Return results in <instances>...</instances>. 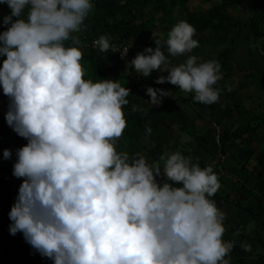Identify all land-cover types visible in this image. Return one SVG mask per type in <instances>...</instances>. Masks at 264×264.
Here are the masks:
<instances>
[{
  "label": "clouds",
  "instance_id": "clouds-1",
  "mask_svg": "<svg viewBox=\"0 0 264 264\" xmlns=\"http://www.w3.org/2000/svg\"><path fill=\"white\" fill-rule=\"evenodd\" d=\"M0 4L10 8L0 31V87L9 98L5 119L27 140L13 165L22 183L9 212L10 233H22L53 264H230L226 257L235 241L222 239L226 214L210 199L221 186L211 165L201 168L176 151L159 157L161 168L139 153L117 152L130 90L116 80L83 79L82 51L65 46L80 43L74 34L87 30L92 0ZM195 31L185 21L174 25L165 41L168 56L152 33L155 48L146 47L130 63L144 77L166 71L157 84L169 82L210 105L221 91L214 87L222 79L218 61L188 55L173 66L169 59L199 46ZM110 40L100 36L94 46L121 50ZM130 46L122 48V58ZM146 92L150 106L173 93L152 87ZM132 110L146 111L136 105ZM145 131L152 129L146 125ZM11 155L3 151L5 159ZM241 247L251 251L246 242Z\"/></svg>",
  "mask_w": 264,
  "mask_h": 264
},
{
  "label": "trees",
  "instance_id": "trees-1",
  "mask_svg": "<svg viewBox=\"0 0 264 264\" xmlns=\"http://www.w3.org/2000/svg\"><path fill=\"white\" fill-rule=\"evenodd\" d=\"M188 1L92 0L94 9L85 20L87 30L74 34L79 37L80 43L73 45L69 40L65 42V46H76L82 51L80 63L84 70L83 79L93 82L99 79L116 80L121 86L130 90L129 104L123 108L126 128L116 141L117 152H127L130 157L139 153L151 164L157 156L160 157L166 152L179 151L191 157L192 162L198 163L201 168L211 165L221 186L210 199L214 200L216 206L226 214L224 221L226 231L223 237L235 241V246L226 259H229L230 264H264V255L248 259L253 250L245 251L241 247V242L251 245L256 237L260 238L258 233L253 235L256 231L254 229L250 232L244 231L249 223H259L261 229L264 226V147L259 153L254 154V147L241 145L237 154L232 158L222 157L227 145H234L235 140L243 139L246 133L253 136L257 125L249 126L238 123V126L233 128L229 122L225 124V116L231 109L223 102L202 104L194 101L191 96L189 98L183 95L182 104L189 103L190 107L187 108L188 110L180 108L177 100L182 91L178 86L169 82L162 84L155 82L158 76L168 75L161 74V71L153 70L146 81L134 80L118 72L126 61H131L138 52H143L146 47L155 48L152 33L157 34V38L161 40V50L168 56L166 39L154 30V21L156 18L163 17V14L165 17L166 13L170 12L176 4L186 5ZM9 13L10 8L6 4H0V31L6 29L7 26L2 21L3 17ZM222 15V4L218 3L204 12L187 13L184 21L195 28L194 39L197 35L198 38L203 36L205 31L216 29V26L220 25L219 19ZM260 17L261 14H258L253 22H257ZM100 36L110 37V43L122 40L131 45L127 57L120 59L117 53L110 50L101 52L93 49L91 40ZM199 48L200 46L194 48L191 53H195L194 50ZM191 53H187L186 56L192 55ZM2 59L0 57V62ZM169 59L178 62L174 66L186 60L183 56L173 57V59L169 56ZM213 59L221 65L220 71L224 72V76L232 75V67L226 60L225 51L218 52ZM128 69L133 73L135 71L131 63ZM148 87L171 90L173 93L172 96L163 97L160 104L150 106L146 102L150 99L146 92ZM133 105L146 111H133ZM8 106L9 98L3 94L2 87H0V233L3 242L0 248V264H53L51 259L33 249L25 241L22 233L17 232L12 235L9 231L12 221L9 219L7 210H11L17 199L22 178L15 177L13 165L10 161L1 158L3 151L8 149L9 145L21 144L22 147L27 140L19 136L8 125L5 119ZM201 119L203 121L206 119V126L195 128L198 126L197 121H202ZM227 120L231 121L230 118ZM212 121L220 125L219 128L215 129L214 126H210ZM146 125L151 127V134L145 131ZM175 125L182 131L189 128V138L182 148L179 147V142L175 138L178 134L174 129ZM168 138L172 140V143H168ZM253 155L255 169L250 173H245L246 165L252 161ZM213 156L217 157L215 164L211 162L214 159ZM157 180L160 183L164 182L162 177H157ZM237 230H239V235H234ZM260 242L262 243L263 240Z\"/></svg>",
  "mask_w": 264,
  "mask_h": 264
},
{
  "label": "crops",
  "instance_id": "crops-1",
  "mask_svg": "<svg viewBox=\"0 0 264 264\" xmlns=\"http://www.w3.org/2000/svg\"><path fill=\"white\" fill-rule=\"evenodd\" d=\"M215 3L222 4L223 15L219 19L220 25H217L216 29L203 32V37L198 38L197 35V38L194 39L197 40L200 48L195 49V53L191 54L198 58V62H202L213 59L220 51H225L226 60L232 67V75L224 76V72L221 71L222 79L214 85V87L221 90L219 100L216 103L223 102L225 106H230L231 111L225 116L224 121H226L225 124L229 122V125L231 124L233 128L238 126V123L250 126V121L255 120L254 125H257L255 134L249 136L246 133V137L235 141H238V148L241 145L255 141L256 146L249 145V147H254V154H256L264 147V0H189L186 5L176 4L173 6L171 11L166 13L165 17L163 14L159 21H164L163 23L161 22V26L169 32L174 25L185 20L187 13L204 12L211 6L216 5ZM258 14H261V17L257 22H253ZM156 20L158 19L156 18ZM166 23H170V25L167 26ZM207 38L210 40H206ZM165 39H167V36H165ZM204 42H207V44L205 45ZM186 55L183 57L187 58ZM171 61H173V66L178 63L174 60ZM165 74L168 73L165 72ZM180 94L177 104L180 108L183 107V109L188 110L184 107L189 103L181 105V97L184 94L182 92ZM186 96L192 97L194 93H188ZM229 118L231 121L227 120ZM202 122L200 127L201 125L206 126V119L205 121L202 120ZM211 125L215 129L220 126L215 124L214 121L211 122ZM187 130L182 132L189 136V128ZM170 138H168V141ZM257 144H259V147H257ZM234 145H236V142H234ZM234 145H227L225 154L221 156L223 158H232L233 155L237 154L238 149L230 151V148ZM14 147L17 146L9 145L8 150L12 153ZM229 154H231V157ZM213 157L217 158L216 156ZM1 159L4 160L5 158L2 157ZM6 160L10 161L12 165H14L12 162L16 161L12 155L11 159L8 158ZM251 160H254V155ZM247 167L248 164L246 165L245 173H250L255 169L254 165L252 170H248ZM253 223V228L249 223L244 231L249 230L247 232H250L254 229L256 231L253 235L258 233L260 238L256 237L250 245L253 251L248 259H255L260 255H264V233L261 232L259 223ZM261 240H263L262 243L260 242ZM2 245L0 233V248Z\"/></svg>",
  "mask_w": 264,
  "mask_h": 264
},
{
  "label": "rangeland",
  "instance_id": "rangeland-1",
  "mask_svg": "<svg viewBox=\"0 0 264 264\" xmlns=\"http://www.w3.org/2000/svg\"><path fill=\"white\" fill-rule=\"evenodd\" d=\"M216 4V3H215ZM161 22L163 23L164 21H159V19L158 20H155L154 21V30L159 34V35H161V36H167V34H168V31L166 30V29H163V27L161 26ZM166 25L167 26H169L170 25V23H166ZM170 31V30H169ZM202 36V35H201ZM203 37V36H202ZM206 40H210L209 38H207ZM204 44L206 45L207 44V42H204ZM129 64H130V60H127L126 61V63H125V65L123 66V68L122 69H120L118 72L119 73H121L122 75H125V76H130L131 78H134V80H143V81H146V80H148L149 78L148 77H144V76H142V75H140V74H137L135 71H134V73L132 72V71H130L129 69H128V67H129ZM165 72L166 71H161V74H165ZM182 94H184L185 96L188 94V93H184V92H182ZM192 98H193V96H192ZM185 104V103H184ZM184 104H182L181 103V105H184ZM190 106H189V104H187V106H185L184 108H189ZM202 120V119H201ZM202 121H197V125L198 126H196L195 128H199V126H200V124H202L201 123ZM254 123H255V120H251L250 121V126H252V125H254ZM201 126H203V125H201ZM174 129L178 132V134L177 135H175V138H176V141H178L179 142V147H184L185 146V141L189 138V136L186 134V133H184V132H182V130L181 129H179L178 128V126L177 125H175L174 126ZM246 137V136H245ZM247 140H249V139H247ZM21 142V141H20ZM236 142V145H234L232 148H230V151H234L235 149L237 150V149H239L238 148V146L237 145H239L238 144V141H235ZM168 143H172V140H169L168 141ZM245 145H248V147H249V145L250 146H256V142L255 141H252L250 144H248V143H246ZM259 144H257V147H259L258 146ZM17 147H14L13 149H14V151L12 152V157H13V159H16V152H17V150L19 149V148H21V144H19V145H16ZM10 149V148H9ZM167 153H169V152H167ZM173 153V152H172ZM231 154H229V156H230ZM159 156H157L155 159H153V161H158L159 163H160V165L161 164H163V162L162 161H159V158H158ZM9 159H11V157L9 158ZM157 159V160H156ZM208 161H210V160H208ZM211 162H213L214 164L216 163V159L214 158L213 160H211ZM12 163H15V160L12 162ZM254 163H255V161L254 160H252V161H250L249 163H248V167H247V169L248 170H252V167H253V165H254ZM225 173H229L228 171H225ZM233 176V175H232ZM8 212V216H9V211H7ZM253 222H251L250 223V226L252 227L253 226ZM253 228V227H252ZM262 231V233H264V226H262V229H261ZM247 231H249V230H247Z\"/></svg>",
  "mask_w": 264,
  "mask_h": 264
},
{
  "label": "built area",
  "instance_id": "built-area-1",
  "mask_svg": "<svg viewBox=\"0 0 264 264\" xmlns=\"http://www.w3.org/2000/svg\"><path fill=\"white\" fill-rule=\"evenodd\" d=\"M96 39H98V38H95V39H92L91 40V47L93 48V49H95V50H97V51H100L97 47H95L94 46V41L96 40ZM113 45H116V46H118V47H120L121 48V50H122V48H124V47H127V46H129L127 43H125L124 41H122V40H115V41H113V42H111ZM130 48V47H129ZM128 48V52H127V55L129 54V51H130V49ZM110 51H111V49H109ZM121 50H118L117 52H115V53H117L118 54V56L120 57V59H125L126 57H124V58H122L121 57V55H120V51ZM222 239H224V240H228V239H226V238H224V237H222Z\"/></svg>",
  "mask_w": 264,
  "mask_h": 264
}]
</instances>
